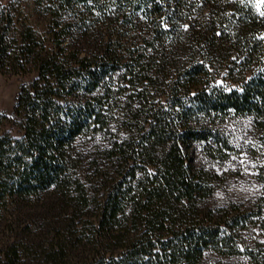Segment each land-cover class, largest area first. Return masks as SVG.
Returning a JSON list of instances; mask_svg holds the SVG:
<instances>
[{
	"label": "trees",
	"instance_id": "16d2710c",
	"mask_svg": "<svg viewBox=\"0 0 264 264\" xmlns=\"http://www.w3.org/2000/svg\"><path fill=\"white\" fill-rule=\"evenodd\" d=\"M33 5L44 15L41 28L0 2V76L37 73L14 108L21 136H0V216L24 208L39 215L40 197L80 185L77 141L108 126L104 99L118 93L110 81L120 75L141 83L142 93L155 89L164 105L137 103V112L148 109L143 124L108 149L115 186L98 203L102 250L61 247V258L50 251L53 264H202L208 250L248 255L236 264H264V242L250 235L264 237V197L255 203L257 219L237 203L203 208L215 176L190 155L205 141L213 143L210 156L223 158L230 143L219 126L231 115L251 116L264 145V12L252 0ZM74 37L86 42L84 56L70 48ZM24 236L0 264H27L34 239Z\"/></svg>",
	"mask_w": 264,
	"mask_h": 264
},
{
	"label": "rangeland",
	"instance_id": "374dc122",
	"mask_svg": "<svg viewBox=\"0 0 264 264\" xmlns=\"http://www.w3.org/2000/svg\"><path fill=\"white\" fill-rule=\"evenodd\" d=\"M252 1L259 12H264V0ZM0 2L17 9L16 18L36 17L38 27H42L44 15L34 12V0H0ZM69 43L70 48L81 56L89 51L86 42L79 40L78 37H74ZM36 76L35 72L28 75L6 72L0 76L2 121L0 136L5 134L15 138L21 136L19 127L13 122L14 108L21 86L30 83ZM126 79L129 77L114 75L110 82L114 91L115 84L120 87L118 93L105 92L102 115L108 126L98 131L91 130L77 141L79 155L76 156L78 165L74 172L80 179V185L73 184L64 193L53 189L45 197H40L38 205L43 211L39 215H29V208H24L20 214L17 213L12 218L10 214L2 212L0 256H5L8 248L25 239L27 236L24 235L28 233L34 242L32 251L24 255L27 264H53L54 260L49 258L50 251H57L61 258L64 255L60 250L61 247L68 250L81 245V250L88 251L93 248L102 250V247L95 243L96 237L102 232L97 223L98 203L115 186V168H111L115 157L110 155L108 149L115 140L125 138L133 129H137L136 125L143 124L148 109L137 112L135 109L139 106L137 103L148 101L150 107L152 101L163 105L165 102L164 98L157 96L158 92L155 89L149 87L145 93H142L141 83L127 82ZM219 127L230 143V148L222 151L225 155L223 158L210 156L209 148L213 145L212 142H195L190 150L193 165L215 176L214 192L204 199L201 205L203 208H221L237 203L247 209V215L257 219L255 203L264 197V145L261 133L254 126L251 116L231 115ZM8 210L12 211L10 208ZM28 225H32V229L21 233ZM253 231L250 234L253 239L264 242L261 233L257 230ZM65 259L63 257L61 261L64 262ZM247 260L246 253L228 256L208 250L202 264H236Z\"/></svg>",
	"mask_w": 264,
	"mask_h": 264
}]
</instances>
